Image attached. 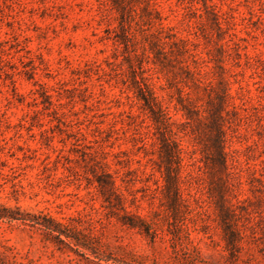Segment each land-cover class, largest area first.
<instances>
[{
	"label": "rangeland",
	"instance_id": "1",
	"mask_svg": "<svg viewBox=\"0 0 264 264\" xmlns=\"http://www.w3.org/2000/svg\"><path fill=\"white\" fill-rule=\"evenodd\" d=\"M0 208V264H264V0H0Z\"/></svg>",
	"mask_w": 264,
	"mask_h": 264
},
{
	"label": "trees",
	"instance_id": "2",
	"mask_svg": "<svg viewBox=\"0 0 264 264\" xmlns=\"http://www.w3.org/2000/svg\"><path fill=\"white\" fill-rule=\"evenodd\" d=\"M136 99L141 101L142 108L148 112H152L153 108L156 106L154 103V99L144 90L141 88H137L136 92ZM220 110V109H219ZM220 116L218 115V110L213 111L210 115V127L215 130L214 136L212 137L211 144L214 147L213 157L210 158L211 161L217 163L221 168L224 167V154L222 151V139H223V131L220 126ZM160 149H161V156H160V163L158 168L161 170L163 179H164V188L167 190H171L173 196L177 197V187L176 182L178 179V169L179 163L181 161L180 158V148L178 144L173 138H164L160 139ZM0 219H8V220H25L23 218H16L9 210L5 208H0ZM31 221V225L38 226L43 228L44 230L50 233H56L57 236L64 235L65 238H68L66 234H63L59 230V226L50 219H47L43 222ZM129 227H134V223L128 222L126 223ZM230 233V232H229ZM238 233L231 232L229 234V251L233 258H235L240 253V249L235 246V242L238 241ZM232 262L231 264H236Z\"/></svg>",
	"mask_w": 264,
	"mask_h": 264
}]
</instances>
